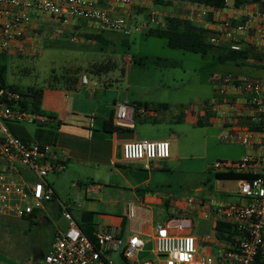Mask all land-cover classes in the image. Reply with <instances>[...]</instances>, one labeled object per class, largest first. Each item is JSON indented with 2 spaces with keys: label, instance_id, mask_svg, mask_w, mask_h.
Listing matches in <instances>:
<instances>
[{
  "label": "built area",
  "instance_id": "built-area-1",
  "mask_svg": "<svg viewBox=\"0 0 264 264\" xmlns=\"http://www.w3.org/2000/svg\"><path fill=\"white\" fill-rule=\"evenodd\" d=\"M101 0H0V56L25 54L40 47L45 32L67 27L75 19L90 21L100 32H113L126 37L159 27L166 22L159 12L161 6H181L185 18L196 27L208 30L212 45L242 52L254 48L264 62V0L241 4L232 10L215 8L190 0H104L112 6L131 8L136 2L145 7L148 20L133 24L126 16H113L100 5ZM230 10V11H229ZM229 11V12H228ZM231 16V19L227 17ZM180 18V17H179ZM89 82L85 74L83 85ZM218 84L240 89L251 108L250 121L255 129L234 134L249 152L235 162H220L212 167L215 174L233 173L239 179L240 194L246 202L218 204L213 201H193L195 217H218L238 231L234 242L226 240L222 264H256L264 256V76L236 77L221 75ZM19 94L0 87V216L29 219L54 199L47 179L65 168L67 158L55 145L25 143L14 136L9 124H45L53 121L46 116L13 108ZM128 107L118 105L116 123L128 120ZM132 123V122H131ZM171 157L168 141H134L123 145L126 161H142L151 170L156 161ZM66 229H58L42 264H215L216 260L201 253L197 238L186 230L194 225L192 217H183L155 226L154 246L150 255L138 260L145 241L138 235L124 237L117 229L99 226L96 244L80 228L71 205L59 202ZM192 213V212H191ZM128 217L134 218L132 208ZM216 233V232H215Z\"/></svg>",
  "mask_w": 264,
  "mask_h": 264
},
{
  "label": "crops",
  "instance_id": "crops-1",
  "mask_svg": "<svg viewBox=\"0 0 264 264\" xmlns=\"http://www.w3.org/2000/svg\"><path fill=\"white\" fill-rule=\"evenodd\" d=\"M235 1L233 0L232 7L227 4L225 8L232 10L237 7ZM242 1V4H252L258 0ZM100 5L106 7L113 16L128 17L133 24L148 20L147 9L139 6L138 2L128 9L112 6L104 0L100 1ZM161 7L158 9L163 18H185L181 6ZM227 17L231 19L229 14ZM142 18L145 20L142 21ZM165 24L162 22L154 29H162ZM99 32L96 25L90 21L75 19L67 27L60 26L54 32H45L44 37L56 38L62 33L77 39V36ZM146 32L147 30H144L139 34L149 37ZM246 50L249 52V58L244 64L233 61L227 63H233L236 67H246L251 63L255 71L261 74L259 76H264L263 56L252 47ZM219 56L220 51L218 59L221 62ZM130 58L131 62L126 69L112 78L97 75L93 79L89 78V82L83 85L81 83L83 75H79L78 84L74 89L44 88L41 110L45 115L52 117L53 121L43 127L45 131L43 136L54 135L53 145L65 153L67 161L63 170L48 177L47 182L53 188L55 197L46 203L44 211L37 214L42 213L47 216L51 210L54 215L62 218L59 202L63 201L60 195H64L69 184L68 188L70 186L71 189H78L75 196L77 202H81V205H76V201L75 204L65 202L71 205V211L77 221L84 212H91L95 228L94 236L99 226H105L108 230L117 229L124 237L140 236L145 241V248L148 245L150 247L147 257L154 246L153 236L157 224L192 217L194 225L186 230V233L197 238L201 253L215 258V264H222L220 257L227 244L226 240L220 239L217 235L218 217L215 215H211L210 218L195 217L191 203L193 201L178 203L170 200L171 198L162 191L164 173L170 169L172 154L168 160L156 161L152 164L151 170H146L144 162L126 161L123 158V145L134 141H151L152 139L148 138L149 134L158 131V126L162 125L160 123L166 121L170 124L168 133L162 134L159 139H154L168 141L171 145L173 141L185 136V129H182V126H198L201 120L209 117V124L224 128L226 135L228 134L227 142L243 148L241 154L236 157L240 160L250 150L236 140L234 134L239 135L255 129L249 117L251 108L247 103V96L240 89L235 88V84L230 86L218 84L216 82L218 75L209 74L207 84L213 90L211 101L201 98L199 99L201 103L189 109L182 105L181 96L187 83L143 85L139 74L133 78L135 60L132 56ZM234 72L236 77L245 76L240 71L234 70ZM173 81L177 80L173 78ZM145 88L151 92L144 93ZM153 91L158 95L153 96ZM121 104L128 107L129 114L128 120L118 126L115 118L118 105ZM109 120L112 126L121 127L122 130L106 131L105 124ZM36 130L37 128L34 133L27 130L33 139ZM174 160L176 161V158ZM83 192L86 193V199H88L87 195L98 194L99 205L101 204L104 209L95 211L91 204L82 201ZM129 208L133 209L134 218L128 217ZM19 220L30 223L28 219Z\"/></svg>",
  "mask_w": 264,
  "mask_h": 264
},
{
  "label": "rangeland",
  "instance_id": "rangeland-1",
  "mask_svg": "<svg viewBox=\"0 0 264 264\" xmlns=\"http://www.w3.org/2000/svg\"><path fill=\"white\" fill-rule=\"evenodd\" d=\"M230 7L233 0H228ZM142 21L145 19L142 18ZM100 37L89 41L77 36L62 34L56 38H45L39 42L37 50H28L25 54L5 56L9 58L7 82L26 91L31 86H42L54 82L53 75L79 72L93 79L97 75L112 78L120 75L134 58L133 78L139 74L141 84L159 85L183 84L187 86L181 93L182 105L191 109L201 103L199 99L211 101L213 90L207 84L209 74L234 75L240 71L244 77L261 75L250 63L246 67H236L233 63L219 62V50L202 55L183 50L171 49L166 40L159 37H144L133 34L124 37L113 32H99ZM112 38V39H111ZM166 60L174 65H165ZM253 69V70H252ZM98 71V74L91 73ZM109 75V76H108ZM111 75V76H110ZM175 78L177 81H173ZM144 93L151 92L143 89ZM141 90V91H143ZM140 91V92H141ZM153 96H157L153 91ZM211 104V103H210ZM209 117L201 120L200 126L185 125V136L173 141L171 146L172 164L165 171L162 191L170 200L178 203L191 201H213L218 204H239L246 202L240 194V184L236 180L218 179L212 167L220 162H235L241 154L242 147L226 141L228 134L223 127L209 124ZM166 121V120H165ZM158 131L149 134L148 138H160L168 133L169 123H160ZM174 126V125H173ZM37 126L27 124L16 126L17 137L21 139L28 130L34 133ZM176 152V153H175ZM176 158V161L173 159ZM69 185V184H68ZM66 186V192L60 195L62 201L75 204V192L78 190ZM83 200L91 204L95 211H102L99 195H87ZM81 205L77 202L76 205ZM48 215L39 213L34 222L0 216V264H39L49 252L58 229H66L65 221L49 210ZM149 245L136 257L143 260L147 257ZM42 264V263H41Z\"/></svg>",
  "mask_w": 264,
  "mask_h": 264
},
{
  "label": "trees",
  "instance_id": "trees-1",
  "mask_svg": "<svg viewBox=\"0 0 264 264\" xmlns=\"http://www.w3.org/2000/svg\"><path fill=\"white\" fill-rule=\"evenodd\" d=\"M192 2H196L199 4H204L207 6L215 7V8H225L227 5V0H190ZM242 0H236L235 5L238 7L242 4ZM165 27L162 29H148L146 35L149 37H159L161 39H165L168 47L176 50H183L192 53H198L202 55H207L214 50L220 51V61L227 62L233 61L236 63L244 64L249 58V52L247 50L242 52L232 51L230 49H225L219 46L212 45L209 40V31L200 29L196 27L192 22L181 19L178 17H167L165 22ZM85 40L93 41L98 39L99 35L94 34H85L81 36ZM9 58L5 56H0V87L6 88L14 93L19 94L20 99L17 103H13V108H19L24 111H29L35 114H39L42 116L49 117L44 114L41 110L43 91L45 87H61L64 89H74L79 80V72L75 73H63L61 75H53L54 82H46L42 86H31L28 87L26 91L21 90L18 86L12 84L9 85L7 82V73H8V64ZM162 63L165 65H174V63H170L166 60H162ZM91 73L98 74V71H91ZM53 120V119H52ZM51 122H46L45 124H37L36 133L34 139L28 134L27 130L23 133V137L21 140L25 143H38L41 145L46 144H54V135L49 134V137H44L43 127L50 125ZM203 123L199 122L198 126ZM12 134L17 137L18 131L16 126H24L21 124H9L8 125ZM105 130L109 132L120 131L121 127L112 126L111 120L107 121L105 124ZM47 133V132H46ZM52 133V132H51ZM18 138V137H17ZM50 138V140H49ZM20 139V138H19ZM218 179H231V180H239L241 179L240 175L233 173H221L216 174ZM38 212L31 215L28 221L32 224L36 218ZM93 213L84 212L81 219L78 221V224L82 231L89 237V239L96 244V239L94 236V224L92 220ZM216 232L220 239L231 240L234 242L235 236L238 235V231L234 228V226L224 223L217 222L216 224ZM256 264H264V256L259 255L257 257Z\"/></svg>",
  "mask_w": 264,
  "mask_h": 264
}]
</instances>
